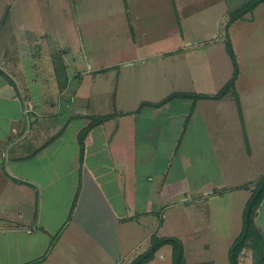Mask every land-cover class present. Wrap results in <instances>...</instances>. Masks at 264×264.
<instances>
[{
	"label": "crops",
	"instance_id": "0c3cea01",
	"mask_svg": "<svg viewBox=\"0 0 264 264\" xmlns=\"http://www.w3.org/2000/svg\"><path fill=\"white\" fill-rule=\"evenodd\" d=\"M243 1L142 0L140 9L147 18L175 9L179 20L184 11L204 25L213 5L230 2V9L222 5L229 16L248 0ZM125 2L132 14L135 0ZM137 18L135 26L144 29ZM51 38L48 33L33 42L27 37L17 48L0 42V264H124L153 236H174L172 227L187 205L205 208L228 187L247 205L264 162V130L255 131L264 106L255 110L248 104L247 98L260 93L252 83L241 89L240 66L235 87L225 97L199 99L195 108L184 110L181 98L142 106L175 92L211 94V76L207 81L187 66L190 53L214 45L210 39L193 43L183 35L186 47L152 55L150 60L164 64L168 84L142 78L140 93L132 96L120 72L114 77L105 74L109 68L89 65L83 76L73 73L71 46L57 41L54 47ZM180 57L173 76L167 64ZM144 61L142 56L137 63ZM226 104L234 105L232 113ZM99 117L106 118L91 129L81 154L79 136L89 120ZM230 131L236 133L235 143L226 139ZM243 144L253 172L247 182L230 168ZM213 206H208L210 219L217 210ZM237 213L240 230L242 206ZM253 214L264 240V198ZM165 249L160 247L147 264H170L171 252L166 256ZM240 259L261 264L258 256Z\"/></svg>",
	"mask_w": 264,
	"mask_h": 264
},
{
	"label": "rangeland",
	"instance_id": "374dc122",
	"mask_svg": "<svg viewBox=\"0 0 264 264\" xmlns=\"http://www.w3.org/2000/svg\"><path fill=\"white\" fill-rule=\"evenodd\" d=\"M141 1L135 0V8L131 9L135 18L132 19L130 10H126L125 0H0V42L8 45L14 44L16 47L21 45L19 43H25L27 37L33 42L35 38L41 39L43 35L51 34L52 46L56 47L57 41L62 46L64 44L71 46L68 52V63L73 73L76 72L78 76H83L91 69L89 65L94 68L99 67V69L101 67L109 68L110 71L105 74L117 77L120 72L126 85L125 88L129 89L132 96H137L140 93L142 78H149V82L152 79L151 83H156L158 86L163 84L166 87L168 84L164 73V64L160 60H150L152 55L163 52L172 53L181 45L186 47V42L182 39L183 35L189 37L193 43L196 40L207 38L214 45H206L203 49L190 53L187 66L196 76H202L207 81L211 76V88L207 90L211 94L188 93L213 97L222 90L235 73L234 60L228 47V42L232 39L237 61L243 71L242 81L244 82L241 83V89L247 91L246 85L252 83L256 91L260 93L257 99L247 98L248 104L251 108L255 107V110L258 109V104L260 107L264 106V102H262L264 99H261L264 98L262 97L264 94V4L255 13L253 11L244 13L237 19L239 22L229 26L235 10H229V16H225L222 10H224V5L225 7L228 5L230 9V2L227 5L220 3L213 5L211 16L207 17L208 12H206L204 20L206 23L202 25L200 21L186 17L187 13L184 11L183 16L185 17L180 15L179 20L175 9L171 11L165 8L163 13H155L152 18H147L149 15L145 16V10L140 9L143 5ZM248 13L249 16H245ZM137 17H141L144 29L135 26V23L138 22ZM245 17L247 18L245 19ZM146 23L147 25H145ZM227 31H229V35ZM53 51L54 49H52ZM15 52L21 54L17 49ZM26 53L24 52L25 56ZM64 53L63 51L59 52L60 55ZM142 56H145V61L137 63L142 59ZM46 57L49 58L47 55ZM55 57L57 56L55 55ZM139 57L141 58L139 59ZM27 59L25 57V61ZM181 59L182 57L179 60L176 58L175 61H169L167 64V68L173 69V76H176L179 69L177 63ZM129 63H133V65H128ZM180 67L185 69V64L183 63ZM153 74H155V79H153ZM181 93L183 92H175L171 95H177L174 98L186 99V102L179 103L182 105L185 102L183 106H180L183 110L189 109L190 106L195 108L199 99H204L179 96L178 94ZM167 98H169L168 95L163 98L155 97L153 101L161 102ZM169 100L160 106L168 103ZM189 102L191 105H188ZM233 106L226 104L224 108L232 113ZM209 110L213 111V109H206V111ZM215 117L217 116L213 114L214 119ZM261 117V125L255 126L257 128L255 131L259 134L264 130V113ZM242 133L245 135L244 130ZM238 135L241 136L239 133ZM235 136V131H230L226 139L232 142ZM241 146L242 148L236 150L237 161L235 160L230 168L233 174L241 177L242 182H247L246 179L253 176V172L250 173L252 163L247 155L248 146L245 144ZM259 165L260 168L258 172L256 171L259 178L255 180L257 182L251 195L264 181V162ZM229 188L227 193L221 191L220 200H215L211 204V200H209L205 208L194 206L187 208V205L179 215L180 219L172 227L174 232L172 237L180 240L182 244L181 264H233L234 251H236L238 264H241L240 258L246 256L249 258L258 256L260 263L264 264V240L260 228L256 227L257 221H255L254 214L251 217L253 230L241 247L233 248V245L245 236L243 234L245 226L239 230L240 218L239 213L236 214V209L240 206L243 207L245 222L247 209L250 210V208H248V203L246 205L247 200L245 201L244 197L241 202L239 193H235ZM138 205L136 203L135 206ZM211 205L217 208L213 219H210L211 212L208 208ZM255 208H253L254 211ZM160 238L156 235L153 236L144 246L142 245V252L138 251L124 264H132ZM133 245L134 243H132ZM161 247H166L163 251L166 256L169 251L171 252L173 261L170 264H174L175 252L178 247L174 243ZM36 262L35 264H41L40 260Z\"/></svg>",
	"mask_w": 264,
	"mask_h": 264
},
{
	"label": "trees",
	"instance_id": "16d2710c",
	"mask_svg": "<svg viewBox=\"0 0 264 264\" xmlns=\"http://www.w3.org/2000/svg\"><path fill=\"white\" fill-rule=\"evenodd\" d=\"M262 2H264V0H248L246 3H244L242 6H240L239 8H237L234 12V14H232L230 22L235 21L236 19H238L241 15H243L244 13H247L249 11H253L259 4H261ZM246 5V7L244 8V6ZM240 13V14H239ZM239 14V15H238ZM228 47L230 50V53L232 55V58L234 60V66H235V73L233 75V77L231 78V80L229 82H227V84L222 88V90L214 95L213 97L211 96H206V95H197V94H190V93H181L178 94L179 96H183V97H188V98H192V97H200V98H214V99H219L224 97L230 90L234 89L235 87V82L239 76V63L237 61L236 55H235V51L234 48L232 46L231 41L228 42ZM177 95H171L169 96V98L158 102V103H142V106L148 105V106H160L162 105L165 101L174 98ZM106 117H99L95 120H89L87 122V126L86 128L81 132L80 136H79V144H80V148H81V154H83L84 152V148H85V144H86V139L89 135V132L91 131V129L97 125L98 123L102 122ZM264 198V181L261 182L260 186L258 187V189L256 190V192L251 196V198L249 199L248 202V208H250V210L247 209L246 215H245V222H244V232L243 234H245L244 237H242L238 242H236L233 245V248H238L241 247L243 245V243L245 242V240L247 239V237L249 236L250 232L253 230V221H252V215H253V208L257 207L261 200ZM169 243H174L178 248L175 252V258H174V264H181L182 261V254H183V249H182V244L180 242V240L173 238V237H164V238H160L158 239L156 242H154L149 249H147L144 253H142L132 264H147L149 261H151V259L153 258L154 253L163 245L165 244H169ZM232 261L233 264H238L237 260H236V251H234L233 256H232ZM33 263H37V262H33ZM32 263V264H33Z\"/></svg>",
	"mask_w": 264,
	"mask_h": 264
},
{
	"label": "built area",
	"instance_id": "2783aa9c",
	"mask_svg": "<svg viewBox=\"0 0 264 264\" xmlns=\"http://www.w3.org/2000/svg\"><path fill=\"white\" fill-rule=\"evenodd\" d=\"M25 112L27 113L28 111H27V110H25Z\"/></svg>",
	"mask_w": 264,
	"mask_h": 264
}]
</instances>
